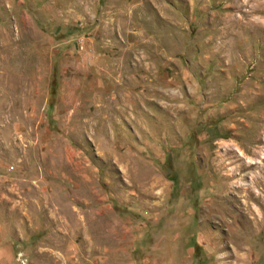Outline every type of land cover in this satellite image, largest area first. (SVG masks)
I'll list each match as a JSON object with an SVG mask.
<instances>
[{
  "label": "rangeland",
  "instance_id": "1",
  "mask_svg": "<svg viewBox=\"0 0 264 264\" xmlns=\"http://www.w3.org/2000/svg\"><path fill=\"white\" fill-rule=\"evenodd\" d=\"M0 264H264V0H0Z\"/></svg>",
  "mask_w": 264,
  "mask_h": 264
}]
</instances>
